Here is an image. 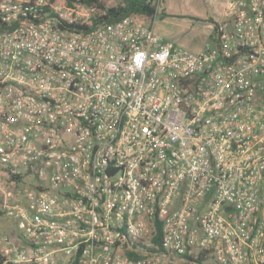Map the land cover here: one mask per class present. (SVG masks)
Segmentation results:
<instances>
[{
	"label": "built area",
	"instance_id": "obj_1",
	"mask_svg": "<svg viewBox=\"0 0 264 264\" xmlns=\"http://www.w3.org/2000/svg\"><path fill=\"white\" fill-rule=\"evenodd\" d=\"M110 7L0 0V264H264V0L197 52Z\"/></svg>",
	"mask_w": 264,
	"mask_h": 264
},
{
	"label": "rangeland",
	"instance_id": "obj_2",
	"mask_svg": "<svg viewBox=\"0 0 264 264\" xmlns=\"http://www.w3.org/2000/svg\"><path fill=\"white\" fill-rule=\"evenodd\" d=\"M113 1H115L113 6L122 2V0ZM224 1L161 0L159 12L155 17L157 28L161 30L167 41L192 51L209 41L207 26L222 19ZM5 221L1 222L5 225L11 222L10 219Z\"/></svg>",
	"mask_w": 264,
	"mask_h": 264
},
{
	"label": "trees",
	"instance_id": "obj_3",
	"mask_svg": "<svg viewBox=\"0 0 264 264\" xmlns=\"http://www.w3.org/2000/svg\"><path fill=\"white\" fill-rule=\"evenodd\" d=\"M86 3H96L105 5L102 0H83ZM159 12V8L146 3V0H122L117 6L108 8V20L117 21L130 14L144 15L150 19H154ZM158 227V223H157Z\"/></svg>",
	"mask_w": 264,
	"mask_h": 264
},
{
	"label": "crops",
	"instance_id": "obj_4",
	"mask_svg": "<svg viewBox=\"0 0 264 264\" xmlns=\"http://www.w3.org/2000/svg\"><path fill=\"white\" fill-rule=\"evenodd\" d=\"M104 3H106L107 5H110V6H113L112 4L113 3H115V1H113V0H107V1H105V0H102ZM163 1V0H162ZM226 1V0H225ZM225 1H224V4H225ZM162 3V2H161ZM161 8V7H160ZM223 8H224V5H223ZM223 8H222V12H223ZM222 18H223V15H222ZM215 24V23H214ZM214 24H209L208 26H207V31H208V33H207V37H208V40L212 37V26L214 25ZM154 27H155V30H156V32L160 35V36H162L163 38H164V36L162 35V32H161V30L159 29V28H157V19H155V24H154ZM165 39V38H164ZM204 45V44H203ZM203 45L202 46H200L199 48H195V49H193L192 51L193 52H197V51H199L202 47H203Z\"/></svg>",
	"mask_w": 264,
	"mask_h": 264
}]
</instances>
